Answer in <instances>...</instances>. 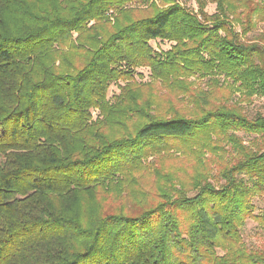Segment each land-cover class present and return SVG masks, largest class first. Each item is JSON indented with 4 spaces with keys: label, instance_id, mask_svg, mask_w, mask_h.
Instances as JSON below:
<instances>
[{
    "label": "trees",
    "instance_id": "16d2710c",
    "mask_svg": "<svg viewBox=\"0 0 264 264\" xmlns=\"http://www.w3.org/2000/svg\"><path fill=\"white\" fill-rule=\"evenodd\" d=\"M180 1L0 0V264H264V0Z\"/></svg>",
    "mask_w": 264,
    "mask_h": 264
},
{
    "label": "rangeland",
    "instance_id": "374dc122",
    "mask_svg": "<svg viewBox=\"0 0 264 264\" xmlns=\"http://www.w3.org/2000/svg\"><path fill=\"white\" fill-rule=\"evenodd\" d=\"M188 10L196 12L198 7L195 2V0H181L180 1ZM216 4L213 0H207V4L205 7V11L208 14H212L215 12ZM235 30L240 33V26L235 25ZM262 37H264V20H256L254 28H252L249 32H247L245 35L241 36V39L245 42L248 41H257L260 45H264V41L262 40ZM150 44L152 47L156 50H166L170 47L171 42L168 41H160V40H151ZM136 72H139L142 74V80L144 82H150V76L149 72L146 68H138L136 69ZM139 80L140 78L137 77ZM200 87H203V89H206L204 86V81H197ZM154 88L156 89L157 94L164 99H171V101L174 103V106L180 110L182 113L184 111L186 112L188 109H190V106L187 104L186 101H181L180 97H176L171 94H167L164 89H161L158 83H154ZM108 98L112 96V94L117 93L119 90H117L116 84L112 83L108 89ZM229 90L225 89L224 91H218L215 90L212 93V97L210 99L211 104H228V105H234L241 109V111L246 114L249 118H254L257 114H261L264 116V98L260 96H253L248 99H241L239 98L238 94L233 93L232 95L228 94ZM228 95V96H227ZM226 99V100H224ZM93 115L95 116L97 114L96 110L92 111ZM237 136L243 140L244 143L249 144L254 136L247 135L245 133L237 132ZM166 162L171 165V163L180 165L183 160L181 159H167ZM218 160L216 158H211L207 163L210 167L211 171L214 173V171L217 169L216 164ZM253 203L255 206V209L253 213L258 214L259 211L264 209V198L263 197H255L253 199ZM242 238L243 242H245L248 246L253 248H264V229H261L256 226V223L250 219L247 218L244 222V225L242 226Z\"/></svg>",
    "mask_w": 264,
    "mask_h": 264
}]
</instances>
